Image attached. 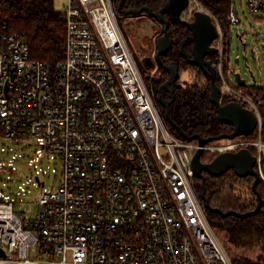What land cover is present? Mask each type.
Listing matches in <instances>:
<instances>
[{
	"label": "built area",
	"instance_id": "2783aa9c",
	"mask_svg": "<svg viewBox=\"0 0 264 264\" xmlns=\"http://www.w3.org/2000/svg\"><path fill=\"white\" fill-rule=\"evenodd\" d=\"M190 1L217 25L222 94L258 117L255 138L209 142L204 153L250 148L264 184V83L260 93L230 80L221 22ZM230 2L233 27L241 20ZM248 5L264 12V0ZM63 15L64 58L55 64L0 21V136L38 139L63 163L59 187L41 194L33 217L0 200V264H235L195 181L199 141L165 123L113 0H68Z\"/></svg>",
	"mask_w": 264,
	"mask_h": 264
},
{
	"label": "trees",
	"instance_id": "16d2710c",
	"mask_svg": "<svg viewBox=\"0 0 264 264\" xmlns=\"http://www.w3.org/2000/svg\"><path fill=\"white\" fill-rule=\"evenodd\" d=\"M158 1L159 0H125L124 7L140 8L144 5H148L152 10H155L156 7H154V5L158 3ZM201 1L223 22L225 26H228L225 22L227 21V13L231 6L230 0ZM119 2L120 0H114L115 7L118 8ZM141 15H147L155 20V18L148 13H142L138 16ZM125 17H127V15ZM0 21H7L12 28L25 35L31 45L34 57L42 59L50 64H55L64 58L66 23L63 11L55 8L54 0H0ZM230 28V24L227 28H224L226 29V70L230 69L232 62V36ZM166 57L177 61L180 66L181 74L180 79H178L175 84L176 99L170 107L173 120L189 134L197 133L205 137H210L232 132L233 126L220 120L217 107L210 100V79L204 71L197 66L189 64L186 59H180L175 50H173V52L171 51ZM166 59L167 58H165V60ZM181 60L184 61V65L181 63ZM150 69L151 68L146 69L145 67H142L141 72L158 98L160 94V86L166 80L167 75L163 74L158 78L149 77L147 70ZM183 70H188L189 74L186 73L188 74L186 77L182 76ZM217 82L222 87L219 75H217ZM258 90H260V93L262 92L261 88ZM222 101L223 103L229 102L230 96L223 93ZM157 104L164 113V120L169 129L174 134L182 136L178 129L165 117L164 106L159 103L158 100ZM255 136V132L244 135V137L252 139L255 138ZM205 155L206 154L203 155V159H213L210 156L205 157ZM229 174L233 177H238L232 169L217 176L206 174V194L211 203L226 211L236 210L239 212H248L254 210L257 204V196L254 192L256 204L251 209L248 208H250V205H254V202L242 207L243 205L239 203V199L231 194L226 195L224 189L229 182L224 178ZM248 177L254 180L253 176ZM263 185L264 184L260 183L258 189L264 197V191L261 187ZM198 188L202 191V182L199 183ZM245 207L248 210L243 209ZM209 219L216 233H219L221 236L223 232H225V236H221L225 247L230 249L229 247L231 245L252 246L260 244L262 245V257L264 259V207L258 213L245 218L233 214L223 217L218 212L209 211ZM233 260L235 264H260L259 261L241 256L235 257ZM261 263L264 264V260Z\"/></svg>",
	"mask_w": 264,
	"mask_h": 264
},
{
	"label": "rangeland",
	"instance_id": "374dc122",
	"mask_svg": "<svg viewBox=\"0 0 264 264\" xmlns=\"http://www.w3.org/2000/svg\"><path fill=\"white\" fill-rule=\"evenodd\" d=\"M198 1L203 7L208 9L201 0ZM234 1L241 24L230 28L232 36L231 69L240 72L250 85H256L257 88H260L264 83V12L251 11L248 0ZM67 2L68 0H54L55 8L64 12ZM195 7H198V5L195 4ZM115 8L122 30L139 67L141 69L142 67L149 69L144 62V58L154 55L156 50L155 40L158 34L162 32V26L157 25L156 20L147 15H127L125 17V14L117 7ZM208 10L221 22L223 28L229 26V12L225 22L228 26H225L210 9ZM186 15L187 17H192L189 11ZM181 63L184 65L183 60H181ZM147 71L149 77L158 78L162 75L160 70L156 68H151ZM186 73H188V70H183L182 76L186 77L189 74ZM253 75L256 80H254ZM230 80L236 85L233 72L230 73ZM205 157H208V154ZM62 173L63 163L60 158L42 148L38 139L15 142L0 137V200L13 202L14 211L20 217H33L39 212L41 194L49 190V188L57 189L61 183ZM37 175L40 176L41 181L45 182V185L38 183L36 180ZM199 179L197 181L196 178L195 181L203 183ZM224 179L229 182L224 189L226 195L235 196V198L239 199V203L243 205L242 207L253 202L254 205H250L248 209L255 206V194L251 189L253 179L250 177H233L230 174ZM261 187L264 191V185ZM243 209L248 210L246 207ZM218 236L222 241L221 236H225V232ZM225 248L232 260L240 256L259 261L260 264L264 260L262 257L263 249L260 244L252 246L231 245L230 249Z\"/></svg>",
	"mask_w": 264,
	"mask_h": 264
},
{
	"label": "water",
	"instance_id": "95a60500",
	"mask_svg": "<svg viewBox=\"0 0 264 264\" xmlns=\"http://www.w3.org/2000/svg\"><path fill=\"white\" fill-rule=\"evenodd\" d=\"M190 0H168L164 7L158 12L152 10L150 6L144 5L140 8H125V0H120L118 9L125 15H139L142 13H148L150 16L156 18L159 21H163L164 33L156 39V46L158 48L156 53V59L164 70L168 71L170 76L168 80L161 86V93L159 95V102L165 108V117L167 120L175 126L179 133L187 140L198 139L200 148L194 155L192 161V167L194 169L197 178H200L202 183L201 196L205 201L206 208L210 212H218L223 217L228 215H236L242 218L248 217L258 213L264 207V197L258 189L261 183V178L258 171L255 168L256 156L250 148L244 147L236 151H226L217 154L211 161H203L204 147L207 143L218 141L222 139H234L241 135H248L255 131L258 124V117L250 108H247L243 103L237 100H232L226 103L222 101V88L217 82V66L212 63V60L207 59V55L216 54L218 48L213 45V41L218 39L219 32L217 25L212 15L202 9H197L193 13V19L191 21L182 20V12L189 6ZM165 13H169L172 21L182 22L187 24L192 30V35L186 38L183 46L186 43H193L192 54L184 51V55L192 65L201 67L204 73L210 79V100L215 104L218 110V116L224 123L231 124L233 131L230 133H222L215 136L205 137L200 134H189L184 131L172 118L170 107L175 101V82L180 77L179 65L173 61L170 64L164 62V56L168 53L171 45V32H170V20L165 17ZM144 62L148 68L154 67V60L151 56L144 58ZM252 72V71H251ZM235 82L240 86H247V80L238 71H233ZM253 74V72H252ZM254 80H256L253 75ZM169 91V98H166V90ZM230 169L240 177L253 176L252 190L257 196V204L254 210L248 212H239L236 210L226 211L221 207L214 206L206 194V174L221 175L226 173ZM36 180L40 185H44L45 182L41 181L40 176H36Z\"/></svg>",
	"mask_w": 264,
	"mask_h": 264
},
{
	"label": "flooded vegetation",
	"instance_id": "af4514ba",
	"mask_svg": "<svg viewBox=\"0 0 264 264\" xmlns=\"http://www.w3.org/2000/svg\"><path fill=\"white\" fill-rule=\"evenodd\" d=\"M167 1L168 0H159L158 3H156L154 5V7H156L155 11L159 12L164 7V5L167 3ZM196 10H197V8L195 6L193 7V4L190 1L189 6L181 14L182 20L191 21L193 19V13ZM188 11L191 13L192 17H187L186 13ZM164 15H165V17L167 19L170 20V32H171V40H172V45H171L168 53L163 58L164 62L166 64H170L171 62L175 61L174 59H170L169 57H166V56H168V54H170L171 51L173 52V50H175L178 53L180 59L184 58V59H186V61L189 64H191L188 61L187 57L183 53H184V51H186V52H189V53L192 54L193 43L192 42L191 43H186L184 46H183V43H184V41L186 40L187 37L192 35V30L190 29V27L187 24H184L182 22L172 21L170 19L169 13H165ZM155 20H156V24L157 25L162 26V32L160 34H158V36L156 37V39H157L159 36H161L164 33V25H165V23L163 21L157 20L156 18H155ZM155 43H156V40H155ZM212 46H215L217 48V39H215L213 41V45ZM157 50H158V48L156 46L155 53L151 57L153 58L154 64H155L153 68H156L157 70H160L162 75L163 74L167 75L166 80L161 84V86H162L168 80L170 74H169L168 71L164 70V68L160 65L159 61L156 59L155 56H156ZM192 56H193V54H192ZM165 58H167V59L165 60ZM207 59L212 60V63L216 66L217 53L216 54L207 55ZM175 62H177V61H175ZM193 66H196V65H193ZM197 67H199V66H197ZM199 68L201 69V67H199ZM179 71H180V66H179ZM180 76H181V74H180ZM178 79H180V77ZM177 80H176V82H177ZM176 82H175V84H176ZM247 85H248V82H247ZM161 86H160V93H161ZM156 98H157V96H156ZM166 98H169V91H167V90H166ZM157 100L159 102V96H158ZM203 161L209 162V161H211V159L209 160V158L208 159L205 158V159H203Z\"/></svg>",
	"mask_w": 264,
	"mask_h": 264
}]
</instances>
